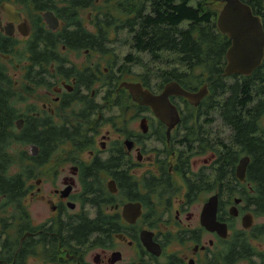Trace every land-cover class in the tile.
Returning <instances> with one entry per match:
<instances>
[{"label":"flooded vegetation","instance_id":"flooded-vegetation-1","mask_svg":"<svg viewBox=\"0 0 264 264\" xmlns=\"http://www.w3.org/2000/svg\"><path fill=\"white\" fill-rule=\"evenodd\" d=\"M156 4L0 0V264H264V59L226 73L224 3V53L209 67L178 56L159 79H122L96 60L71 64L69 49L106 43L77 32H99L110 14L137 47ZM123 81L183 92L157 111ZM64 118L68 151H56Z\"/></svg>","mask_w":264,"mask_h":264},{"label":"trees","instance_id":"trees-1","mask_svg":"<svg viewBox=\"0 0 264 264\" xmlns=\"http://www.w3.org/2000/svg\"><path fill=\"white\" fill-rule=\"evenodd\" d=\"M192 1L193 0H157L156 7L152 10V14L143 13L142 26L137 31L136 35L137 50L149 53L155 61H163L164 52H174L177 53V56L184 57V62L186 64L196 67H209L213 65L210 58L224 53L223 46L218 43V40H220L219 37L214 34V19L216 20L218 14L214 4H217V2L222 4V2L217 1L212 4V2H206L207 0H197L195 4H192ZM243 1L250 4L253 10L264 8L262 0ZM208 3L214 8L211 9L208 7ZM112 20L113 15L110 14L105 23L99 26L100 31L97 33H77L81 35H93L95 39H104L105 42L110 41V31L114 24ZM129 21L130 19L127 18L126 23H129ZM115 32H118L117 28ZM130 32L131 31H128V33ZM84 43L87 44L88 42L84 41ZM81 48L83 47L75 49ZM92 48L104 52L105 55L111 54L110 49L105 47L102 43L99 44L98 47ZM134 58L135 57L131 54H128L125 60L132 62ZM65 63L66 57L63 56L58 62L59 72L68 73V67H65ZM144 66L150 71L148 64ZM127 69L128 67L121 66L120 72L129 73ZM175 70L176 69L173 71ZM262 81L264 93V72L262 74ZM56 130L55 150L68 151V133L65 118L62 122L57 124ZM41 147L42 151H49L48 143H42Z\"/></svg>","mask_w":264,"mask_h":264},{"label":"water","instance_id":"water-1","mask_svg":"<svg viewBox=\"0 0 264 264\" xmlns=\"http://www.w3.org/2000/svg\"><path fill=\"white\" fill-rule=\"evenodd\" d=\"M219 1L224 5L218 17L217 26L221 32L227 33L232 39V45L227 51L226 73H250L264 59V25L262 18L254 14L252 6L243 0ZM121 86L128 88L133 98L139 103L156 105L157 111L158 107H162L164 104H172L169 99L170 94L183 92L176 82L167 83L164 90L159 94L146 88L141 82L123 81ZM203 95V89L198 93L188 94L191 100H196L195 102H198ZM170 111L164 110V112ZM248 162L249 159L241 162L238 167L239 173L245 170ZM208 213L209 208L205 212L204 222L210 225L211 219L208 217Z\"/></svg>","mask_w":264,"mask_h":264},{"label":"rangeland","instance_id":"rangeland-1","mask_svg":"<svg viewBox=\"0 0 264 264\" xmlns=\"http://www.w3.org/2000/svg\"><path fill=\"white\" fill-rule=\"evenodd\" d=\"M197 0H193L192 4H195ZM219 0H207L206 2H209L212 4L217 2ZM208 3V7L213 9L214 7L210 6ZM216 12H219V10L222 8V4L217 2V4H214ZM112 12L113 9H115V5L111 4L109 8ZM86 14V11L84 15ZM119 14V13H118ZM128 14V12L126 13ZM113 15V14H112ZM121 14H119L120 16ZM215 21V20H214ZM187 23V22H185ZM116 30V29H115ZM115 30L112 28L110 31V41H107L104 45L105 47H108L110 49L111 54L110 55H104L101 52H97L93 50L92 52L86 54L83 49L81 50H68V56L71 59V64L77 65L79 68H82L83 66H87L90 64L89 61L96 60L99 63H101L103 66H108L111 72L112 70L117 71V73H120L121 66L128 67L127 71L129 70V73H126V76L122 79H130V78H137L141 79L140 76H144L145 74L151 75V78L153 79H159L161 77V72L164 70V68H171L174 65L176 66L177 63L169 62L166 65V62L170 58L178 57L177 53L174 52H164L163 53V61H155L152 59L151 55L147 52H140L137 50V47L134 46V39L132 37V33H128L129 30H121L118 32H115ZM128 54H131L134 58L132 62H128L125 60L126 56ZM87 55V57H86ZM139 58V60H138ZM140 61V62H138ZM87 64V65H85ZM140 64V65H139ZM148 64V68H150V71L147 70L146 66L144 65ZM114 66V67H112ZM130 68L133 70V73H130ZM121 74V73H120ZM106 82V79H104ZM103 93H106V88L103 89Z\"/></svg>","mask_w":264,"mask_h":264}]
</instances>
